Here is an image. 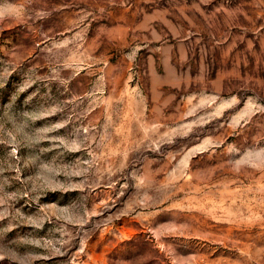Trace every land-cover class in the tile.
<instances>
[{
    "label": "rangeland",
    "instance_id": "rangeland-1",
    "mask_svg": "<svg viewBox=\"0 0 264 264\" xmlns=\"http://www.w3.org/2000/svg\"><path fill=\"white\" fill-rule=\"evenodd\" d=\"M0 264H264V0H0Z\"/></svg>",
    "mask_w": 264,
    "mask_h": 264
}]
</instances>
